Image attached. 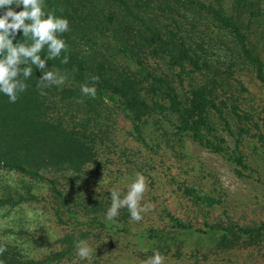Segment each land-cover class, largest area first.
Here are the masks:
<instances>
[{"label":"trees","instance_id":"1","mask_svg":"<svg viewBox=\"0 0 264 264\" xmlns=\"http://www.w3.org/2000/svg\"><path fill=\"white\" fill-rule=\"evenodd\" d=\"M45 4L46 12L55 10L69 20L70 30L62 34L67 52L48 60L44 71L58 68L67 79L61 86L44 89L47 94L42 96L37 84L43 72L33 65L32 76L25 81L27 90L15 103L0 93V170L47 183L58 219L62 211L80 231L63 237L59 251L41 258H24L15 245L0 240L7 246L0 256L3 264L59 263L77 252L79 240L97 236L98 229L112 236L131 234L122 210L116 222L106 219L110 203L105 197H89L81 190L70 196L73 185L82 189L83 184H97L90 176L102 162L97 150L105 141L108 148L119 146L113 140L119 121L127 122L126 135L147 149L152 148L151 141L166 142L180 156H188V144H197L232 162L242 177L251 176L249 156L264 164V107L257 113L252 104L241 108L243 99L230 94L227 82V69L247 64L256 81L264 84V0H45ZM160 14L165 21H160ZM23 39L21 31L15 42ZM40 55L46 59L47 46ZM64 56L67 64L61 63ZM93 76L99 80L93 82ZM85 83H95V98L81 92ZM227 100H232L230 105ZM224 133L232 137L233 147ZM126 168L132 170L133 164ZM54 172L66 178L68 190ZM179 190L198 207L221 202L195 185ZM35 199L32 194L6 196L3 191L0 206ZM160 213L164 225L142 230L141 240L163 255L180 256L191 247L192 255L204 258L214 250L239 247L264 252V221L252 226L210 222L208 212L202 211V224L196 225L165 207Z\"/></svg>","mask_w":264,"mask_h":264},{"label":"rangeland","instance_id":"2","mask_svg":"<svg viewBox=\"0 0 264 264\" xmlns=\"http://www.w3.org/2000/svg\"><path fill=\"white\" fill-rule=\"evenodd\" d=\"M160 21H165L161 14ZM225 61H228V57ZM227 71L230 75L227 79L228 84L231 83L230 94L243 99L241 108L252 104L256 108L255 113L260 111L264 107V84L256 81L251 68L247 64H239L231 66ZM231 102L232 100H227L228 105ZM118 124L120 127L115 133L117 137L113 140L115 139L114 143L119 146L108 148L105 141V144H102L104 146L100 145L97 150L98 159L102 162L96 174L90 173L97 184H83L82 189L73 185L70 196L73 197L78 190L89 197L102 196L110 203V208V190L116 187L126 192L136 173H142L148 183L141 204L150 205V210L142 214L141 221L136 222L132 220L126 208L121 209V214L128 215L130 235L112 236L106 235L107 232L100 229L95 230L97 236L88 240L93 248L90 260H81L75 253L70 258L54 264H144L155 250L141 240V233L152 225H164L159 218L162 207L196 225L202 224V211L208 212L210 222L233 221L243 226H252L264 221V164L261 160L249 156L247 160L251 171L248 170L247 173L251 176L242 177L235 172L232 162L197 144H188V156H180L166 142L159 141L158 145L151 141L149 144L152 148L147 149L126 135L123 125L126 126L127 122L122 120ZM225 135L228 144L233 147L232 137ZM241 150L246 153L243 146ZM129 164H133L132 170L126 168ZM89 170L90 168L87 169ZM52 174L68 190V186L64 184L66 178L60 172ZM183 185H195L205 193L219 198L221 202L210 208L198 207L183 196L179 190ZM49 189L45 182L14 171L0 170V196L4 191L6 196L32 194L36 197L35 200H26L10 208L6 205L0 206V240L15 245L24 258H41L51 251L55 253L62 248L63 237L80 231V228H75L69 223L68 217L62 211L61 220L58 219ZM116 218L113 221L116 222ZM206 245H203L204 251L207 249ZM186 246L187 243L183 248L186 249ZM191 248L184 250L180 256H176L174 252L161 254L164 264H264V252L259 251L257 247H239L224 252L214 250L206 258L192 255Z\"/></svg>","mask_w":264,"mask_h":264},{"label":"clouds","instance_id":"3","mask_svg":"<svg viewBox=\"0 0 264 264\" xmlns=\"http://www.w3.org/2000/svg\"><path fill=\"white\" fill-rule=\"evenodd\" d=\"M21 6L23 10L17 11L16 8ZM46 7L45 0H0V93L6 95L11 103H15L19 94L27 90L25 81L32 76L33 65L43 72L37 84L42 96L47 94L44 89L53 85L61 86L67 79V74H62L58 68L44 71L48 60H54L62 52H67L68 45L62 34L70 30L67 18L57 16L55 10L46 12ZM21 31L24 39L15 42ZM45 46L46 59L40 55ZM61 63L67 64L68 57L64 56ZM91 80L97 82L99 77L93 76ZM81 92L95 98V83L82 84ZM147 183V178L142 173H136L126 192L112 188L111 206L107 210L106 219L113 220L121 209L126 208L132 220L141 221L142 214L150 210V205L141 204ZM76 249L79 259H91L93 248L87 240H79ZM6 251V243H0V256ZM144 264H164V257L159 251H155Z\"/></svg>","mask_w":264,"mask_h":264}]
</instances>
